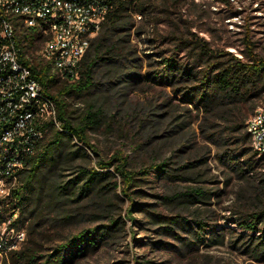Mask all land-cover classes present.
<instances>
[{
  "label": "rangeland",
  "instance_id": "374dc122",
  "mask_svg": "<svg viewBox=\"0 0 264 264\" xmlns=\"http://www.w3.org/2000/svg\"><path fill=\"white\" fill-rule=\"evenodd\" d=\"M150 1L153 5L147 6L144 17L132 13L130 31L125 33L131 62L125 64L122 77L99 87L93 96L72 102V109L80 110L97 99L107 118L91 134L99 156L88 150L90 159H77L75 166L95 168L99 161L111 162L120 153L129 158L131 168L165 162L167 173L157 178L156 172H150L143 193L134 198L136 209L121 187L109 194L115 205L104 217L91 203L82 202L80 218L73 223L50 231L45 227L38 238L39 263L55 259L51 256L57 255L58 246L74 234L121 216L124 227L113 238L86 255L68 256L66 264H264V256L256 255L250 233L243 232L236 215L241 209L251 210L254 205L249 203L259 196L255 174L260 170L251 176L237 166L255 156H244L239 150L238 133H226L219 118L184 99L197 83H167L159 65L161 59L174 55L182 65L205 68L208 56L200 63L194 61L184 46L178 47L180 39L198 43L199 51L206 50L210 56L230 53L246 61L249 38L255 54L264 59V0ZM44 44L37 40L25 47L26 52L38 59ZM250 105L256 106L255 111L264 109V92ZM72 172H66V177L76 175ZM192 189L204 192L197 202L183 197ZM260 197L264 199L263 194ZM151 213L164 220L156 222ZM199 222L206 228L198 241L194 233ZM9 256L0 258V264Z\"/></svg>",
  "mask_w": 264,
  "mask_h": 264
},
{
  "label": "trees",
  "instance_id": "16d2710c",
  "mask_svg": "<svg viewBox=\"0 0 264 264\" xmlns=\"http://www.w3.org/2000/svg\"><path fill=\"white\" fill-rule=\"evenodd\" d=\"M150 0H112V8L105 18L101 31L91 42V46L80 64V77L75 82L58 79L51 73V65L34 57L26 58L22 53L21 62L30 65L33 75L44 85L46 93L54 101L58 111L60 128L53 121L45 122L39 130L42 139L37 152L28 161L23 171L19 188L15 191L20 216L17 223L27 225L26 246L10 254L8 261L2 264H40L38 238L55 228H65L80 218V203H91L99 216L104 217L115 202L110 193L122 187V195L133 202V209L138 208L134 198L142 194L141 187L149 183L151 171L157 178L167 173V163H154L131 168L128 157L117 153L111 162L99 161L98 167L87 165L75 166L77 159H90L88 150L99 156L92 143L91 134L96 133L106 121V113L97 99L89 100L84 109H72V102L93 96L95 90L109 85L122 77L125 64L130 61L131 51L126 34L130 31L132 13L145 16ZM20 38V45L23 42ZM185 47L198 63L206 56V66L198 70L194 66L182 65L174 55L161 59L162 78L174 84L176 80L197 83L184 95V99L197 102L207 114L219 118L226 133H238L239 150L244 156L252 153L253 160H247L241 171L254 176L257 169L258 195L249 204L250 209L236 212L240 227L250 233L249 242L255 245L256 255L264 256V159L250 147L247 121L254 114L256 106L250 105L264 92V59L254 52V45L245 40L246 58L243 61L230 53L210 54L199 51L198 43L180 39L178 47ZM204 46V45H203ZM206 46H204L205 48ZM198 51V52H197ZM124 66V67H123ZM107 82V83H104ZM252 114V115H253ZM111 127L110 123L107 125ZM116 162V166L114 163ZM115 166V167H114ZM111 168H114L112 173ZM73 171V177H66V172ZM119 177L118 181L116 178ZM80 183L82 185L80 186ZM116 194V193H115ZM204 196L201 189H192L183 197L198 201ZM119 200V197L115 195ZM167 201L168 198H163ZM247 200V199H245ZM144 209V206L139 207ZM156 222L164 220L160 215L151 213ZM131 222L135 219L129 217ZM125 219L119 216L115 220L103 223L99 227L85 229L74 234L65 244L59 245L55 259L44 264H66L68 256H83L101 247L109 238H113L118 229L123 228ZM179 224L178 221L175 222ZM206 224L198 223L194 236L199 241ZM165 232H170L168 227ZM257 234H259L257 236ZM245 236L244 234L242 235ZM242 238V237H240ZM245 238V237H244ZM141 264V263H140Z\"/></svg>",
  "mask_w": 264,
  "mask_h": 264
},
{
  "label": "built area",
  "instance_id": "2783aa9c",
  "mask_svg": "<svg viewBox=\"0 0 264 264\" xmlns=\"http://www.w3.org/2000/svg\"><path fill=\"white\" fill-rule=\"evenodd\" d=\"M111 8L112 0H0V258L27 240L15 191L43 137L39 127L53 121L60 128L54 101L22 53L30 58L25 47L44 41L38 59L58 79L77 81ZM247 131L252 151L264 159V109L248 119Z\"/></svg>",
  "mask_w": 264,
  "mask_h": 264
}]
</instances>
